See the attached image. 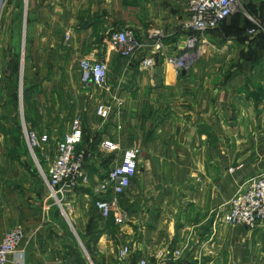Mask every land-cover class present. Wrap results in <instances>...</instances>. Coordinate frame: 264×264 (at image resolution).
<instances>
[{"label": "crops", "instance_id": "1", "mask_svg": "<svg viewBox=\"0 0 264 264\" xmlns=\"http://www.w3.org/2000/svg\"><path fill=\"white\" fill-rule=\"evenodd\" d=\"M18 1L0 19V240L24 230L6 264H78L79 243L89 264H155L160 254L170 256L164 264H264V223L219 217L264 170V0H240L180 72L169 58L189 48L188 0H20L21 24ZM125 28L145 42L131 57L110 40ZM85 56L108 64L107 90L81 81ZM101 102L113 108L107 120L96 114ZM70 114L82 121L90 184L59 202L29 162L25 128L49 134L35 152L47 167ZM127 147L141 153L117 223L96 209L94 186Z\"/></svg>", "mask_w": 264, "mask_h": 264}, {"label": "built area", "instance_id": "2", "mask_svg": "<svg viewBox=\"0 0 264 264\" xmlns=\"http://www.w3.org/2000/svg\"><path fill=\"white\" fill-rule=\"evenodd\" d=\"M6 0H0V17ZM240 0H188L189 16L184 21V28L190 31L187 37L188 50L178 56L169 58L177 72L187 70L194 62L195 52L203 34L212 28L220 26L239 7ZM264 29V22L260 24ZM256 33V27L248 30ZM69 38V34H66ZM111 43L124 57H131L139 51L145 42L137 37L131 29H121L111 34ZM190 49V50H189ZM142 67L152 70L155 58L147 56L142 61ZM109 67L106 61L83 57L80 60V79L83 83H92L101 89H108ZM96 114L103 120L113 115L111 104L104 102L96 105ZM25 136L29 149L35 156L40 171L50 189V194L59 202L71 191L83 184H90V175L86 168L89 150L80 147L83 139V126L79 117L71 121V128L57 142V152L50 164L43 169L36 157V150L43 149L50 142L46 132L25 128ZM104 145L110 149L116 145L112 140H105ZM141 150L127 147L121 151V160L115 163L107 173L96 183L94 205L101 216L107 218L114 215L117 223L125 220L126 214L120 206V197L130 188L138 169ZM220 222L230 225H243L254 229L264 223V170L251 177L246 184L236 192L225 208L220 212ZM24 236L21 225L8 229L0 240V264H6L11 253L15 252ZM129 247L125 245L120 256L126 258ZM180 254L175 250L173 255ZM172 255V256H173ZM170 256L160 254L155 264H164ZM139 264H148L142 259Z\"/></svg>", "mask_w": 264, "mask_h": 264}, {"label": "rangeland", "instance_id": "3", "mask_svg": "<svg viewBox=\"0 0 264 264\" xmlns=\"http://www.w3.org/2000/svg\"><path fill=\"white\" fill-rule=\"evenodd\" d=\"M6 2H7V0L5 1V4H6ZM18 4H19V7H18V9H21L20 10V13L18 12H16V13H14V18L13 19H16V20H18V22H19V24H21V22H22V20L24 19V16H23V14H22V4H21V1L19 0L18 1ZM4 7H5V5H4ZM4 7H3V11H5L4 10ZM2 11V13H1V16H2V14H5L4 12ZM0 19H1V17H0ZM186 43H187V38H186ZM180 54V52L176 55V56H178ZM83 115V114H82ZM84 115H86V114H84ZM69 116V119L70 120H72L73 118H75L76 116H78V115H76V116H74V114H70V115H68ZM25 152V150H23V153ZM27 157H28V159H29V162H30V164L35 168V169H39V166H38V163H37V160L35 161V156H33V154L30 152V151H28L27 150ZM37 157L39 158L40 156L37 154ZM40 160V159H39ZM41 162V161H40ZM41 165H42V167H43V169H45L46 170V165L43 163V162H41ZM43 182H44V180H43ZM65 219L67 218L65 215L63 216ZM79 248H80V250H78L77 252H76V254H73L74 255V258H75V263H78V264H89V252H88V250H86V249H84L83 247H81L80 246V243H79Z\"/></svg>", "mask_w": 264, "mask_h": 264}]
</instances>
